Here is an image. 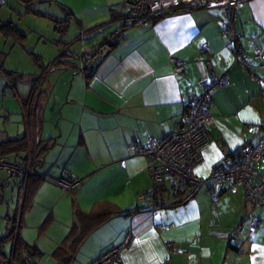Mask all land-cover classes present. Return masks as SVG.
I'll use <instances>...</instances> for the list:
<instances>
[{
    "label": "crops",
    "instance_id": "obj_1",
    "mask_svg": "<svg viewBox=\"0 0 264 264\" xmlns=\"http://www.w3.org/2000/svg\"><path fill=\"white\" fill-rule=\"evenodd\" d=\"M60 2L63 11L68 9L73 14L67 17L79 26L74 40L92 38L82 44L71 42L50 76L47 70L40 73L43 78L35 90L34 114L30 119L20 100L29 95L38 74L30 76L26 92L17 91L19 80L11 89L20 107L22 126L16 128L14 137L7 139L25 135L27 142L31 141L27 150L35 137L51 140L41 164L35 167L42 180L23 211L18 212L20 225L15 229L19 239L35 245L38 254L34 257L40 264L48 260L59 264L52 253L63 242L68 250L71 243H76L69 264H86L121 242L128 231L133 239L121 252L123 264H264V204L255 207L239 188L218 192L212 198L211 188L203 185L189 201L176 203L185 191L184 186L174 190L166 182L157 192L165 205L151 209L149 203L137 198L151 187L152 181L146 158L133 154L130 146H144L150 137L158 138L174 129L189 97L201 91L198 80L210 69L226 74L229 84L211 92L210 141L193 172L207 176L226 154L243 144H254L261 137L264 84L253 80L252 72L236 63L229 36L221 32L223 8H185L165 13L153 22L130 25L123 38L116 40L92 69L83 57H90L103 36L121 26L127 5L117 0L100 4L98 0ZM112 10L116 21L98 30L85 31L110 20ZM235 26L237 46L251 56L254 49L264 51V0L245 2L236 14ZM204 45L210 54L201 53ZM75 50L80 51L81 61L76 59ZM170 55L184 62L181 73H174ZM0 63L3 67L2 60ZM250 66L264 80L259 60L251 58ZM4 112L3 127L7 128L9 111ZM257 170L264 173V163ZM64 171L81 179L74 192H63L56 183ZM1 189L3 200L14 206L11 215H4L7 225L11 224L6 225L8 237L17 219L16 180ZM38 199L49 207L34 223L38 235L29 239L21 234L23 217H29L33 203H40ZM102 202L121 210L136 206L139 209L112 214L96 225L76 220V208L87 213ZM251 217L259 222L255 230L248 228ZM25 222L32 221L28 218ZM239 223L243 229L230 240V233ZM160 224L173 226L163 229ZM7 239L11 249L14 235Z\"/></svg>",
    "mask_w": 264,
    "mask_h": 264
},
{
    "label": "built area",
    "instance_id": "obj_2",
    "mask_svg": "<svg viewBox=\"0 0 264 264\" xmlns=\"http://www.w3.org/2000/svg\"><path fill=\"white\" fill-rule=\"evenodd\" d=\"M248 0H124L127 5V20L135 25L150 22L165 14L168 10L183 8L209 9L222 7L224 16L221 20V32L228 35L230 48L234 49L235 61L242 68L250 70L251 78L259 84L264 80L251 70V58L259 60V69H264V51L254 49L252 56L236 44L237 30L235 26L236 14ZM126 27L113 29L107 38H102L94 53L90 57H83L88 67L95 68L97 64L110 51L111 43L123 38ZM208 46L202 47L201 53L210 54ZM169 61L173 65V71L179 74L184 69V62L172 55ZM0 75H2L0 71ZM263 82V83H262ZM229 80L226 74H217L213 69L198 80L201 88L200 93L189 97L188 105L182 118L171 131L164 133L158 138L150 137L145 145L133 143L130 149L135 155H142L146 158L147 170L152 184L147 190L140 192L138 200L149 203L154 209V198L156 192L169 182L171 188L178 190L184 186V193L179 202L189 201L203 185L211 188V196L214 198L218 192L235 190L239 188L245 199L251 201L255 207L264 204V173L256 168L264 158V124L259 140L254 144H243L232 153L226 154L217 163L207 176H200L193 172L194 168L202 161L203 149L210 141V126L213 124V117L210 111L211 92L218 86H226ZM264 93V88H263ZM38 137L33 142H38ZM30 141V140H29ZM31 142V141H30ZM29 142V143H30ZM28 143V144H29ZM30 162V148L25 158L14 160L7 156H0V171L5 177L0 180V202L2 198V187L9 185L14 179L18 189V204L21 206L27 178L35 172ZM59 188L66 193L74 192L81 184V179L73 173L64 171L57 179ZM2 186V187H1ZM18 222L16 223V226ZM163 229L173 224H160ZM259 227L257 219L248 218V228L255 230ZM243 229L239 223L230 233L229 238L233 240ZM17 233V229L8 237L0 239V264H40V262L26 250H22L18 256L14 252V243L6 253L4 241ZM133 239L130 231L126 232L118 244L92 258L86 264H123L121 252L128 247ZM171 264V263H167Z\"/></svg>",
    "mask_w": 264,
    "mask_h": 264
},
{
    "label": "rangeland",
    "instance_id": "obj_3",
    "mask_svg": "<svg viewBox=\"0 0 264 264\" xmlns=\"http://www.w3.org/2000/svg\"><path fill=\"white\" fill-rule=\"evenodd\" d=\"M36 9L42 12H46L49 15H53V18L60 20L61 27L67 25L64 31H58L55 28L56 22L49 16H42L31 12H26L24 0H0V23L10 21L15 25L20 32L25 35V41L23 45L14 43L10 37H4L0 33V60H2L3 67L6 70H13L18 73H23L24 77L17 83V91L24 93L29 86V79L32 74L44 73L47 70V75L50 76L51 71L58 65H50L49 61H53L58 58L60 54L68 52L67 45L71 42V45L75 43L82 44L83 38L80 40H74L79 33V26L72 17L70 10L61 9V0H37ZM70 1V0H66ZM97 4L104 2V0H98ZM124 3V0H117ZM64 3V2H63ZM128 8V7H127ZM70 12V14H68ZM66 18V20H64ZM64 24V25H63ZM60 27V28H61ZM81 30L83 28H80ZM86 31V30H85ZM88 36V35H87ZM92 36L85 37V40H89ZM84 40V41H85ZM74 46H72L73 48ZM80 54L79 50H75ZM38 55L43 62V67H39L33 59V55ZM64 55H61L62 58ZM81 61V60H80ZM49 71V74H48ZM45 75V74H44ZM46 75V76H47ZM19 104L16 97L13 95L11 88L6 84V80L0 75V140L7 139V137H14L17 133L16 128H20L21 116L19 114ZM5 110L9 111L8 121L5 122L7 128L3 127ZM261 163H264V158L256 163L257 168H261ZM0 178L3 179L5 174L0 171ZM38 202L40 200L38 199ZM7 200L0 202V239L7 233V216L12 214L13 204ZM32 209L28 212L29 217L25 214L23 217V224L21 226V234L26 235L29 239H34L38 232L36 231L35 222L47 213L49 204L44 201L40 203H33ZM7 208L9 210L7 211ZM20 205L18 204L17 210L14 211V215H17ZM26 211V210H25ZM30 218L31 224L25 222ZM11 226L8 224L7 226ZM12 228L16 227V222L13 223ZM41 234V233H40ZM39 234V235H40ZM11 242L9 240L4 241V248L9 250ZM6 246V247H5ZM44 264H52V261L48 260Z\"/></svg>",
    "mask_w": 264,
    "mask_h": 264
},
{
    "label": "trees",
    "instance_id": "obj_4",
    "mask_svg": "<svg viewBox=\"0 0 264 264\" xmlns=\"http://www.w3.org/2000/svg\"><path fill=\"white\" fill-rule=\"evenodd\" d=\"M24 3H25L26 12H31L34 14L51 17L56 22L55 28L56 29L59 28L58 31H64L65 27H67V25H64V24H63L64 26L61 27L60 20L53 18L52 15H49L47 13L40 11V10H37L35 7L36 3H39L37 0H24ZM181 9H185V8L177 7V8L168 10L165 13H169L172 11L175 12V11L181 10ZM158 18H155V19L150 20V21L151 22L156 21ZM116 19L117 18L115 16V13L112 10V16H111L110 20L96 24V25L86 29V32L98 30L101 27H103L104 25H107L110 22L116 21ZM127 21H128L127 20V13H125L122 16V24L119 27H126L127 28L128 27V26H126ZM143 24H145V23H143ZM133 25H135V24H133ZM0 32L5 37L12 38L14 42H16L20 45H23V43L25 41V35L22 32H20L18 30V28L15 25H13L10 21L0 24ZM109 34H110V32H109ZM107 36H103V38L106 39ZM114 43L115 42H112L111 46ZM61 55H63V54H60V56ZM33 56H34L33 57L34 62L39 67L42 68L43 63L40 60V57L36 54ZM60 56L58 58L54 59L53 61L49 62L50 65H58L59 62L61 61ZM92 69H94V68L92 67ZM0 71L3 75V77L5 78L7 84L10 86V88L12 90H14V85L16 84V82L24 77L23 73H18L16 71H10V70L4 69L1 65V63H0ZM42 78L43 77L41 76V74L34 77L33 82H32V88H31L29 95L20 100L21 107H22L23 111L26 113V115L29 117V119L34 114V109H33L32 104H33L34 99L36 98L35 90H36V87L38 86V84L41 82ZM50 145H51L50 139H39L38 142H33V145L30 148V162H31V166L33 168H35L36 166L41 164L42 157ZM27 146H28V142H27V137L25 135L20 136V137H15L12 139H6L3 141H0V156H7V157L13 156L14 160H21V159L25 158L26 154H24V153L27 151ZM41 180H42V175L37 173L36 170L33 174H30L28 176L26 186H25L24 195H23L22 204H21V207L19 209L20 212H22L23 209L25 208L26 202H28L29 198L31 197V194L33 193V190L36 188V186L40 183ZM180 191H181V189L178 192H180ZM154 202H155L154 203L155 207H158V206L161 207V206L165 205L163 199L161 197L159 198V195H157V192H156V195L154 198ZM178 202L179 201H176V203H178ZM150 207H151V205H150ZM138 209H139V206H136L133 208H128L125 210H121V209H118L115 206L111 205L110 203L102 202V203L96 204L87 213L82 212L80 209L76 208L74 210V215H75L76 220L84 219V220L91 222L94 225H96V224H99V223H102L103 221H105L106 218H108L112 214H127V213L135 212ZM20 214H19V217H20ZM17 222L18 221H16V223ZM19 225H20V223L17 226L19 227ZM15 230H16L15 228H12L11 230H9L8 235H11L13 232H15ZM14 241H15L14 252H15V255L17 258H18L19 254L22 250H26L32 256H34L35 254H38V250L36 249L35 245H29V244L23 243L19 239V237L17 236V233L14 236ZM66 246L67 245L65 244V242H63L52 253V255L58 260L59 264H69V262L71 261L72 254H73L74 249H75L74 246H76V243L75 242L71 243L69 250L66 249Z\"/></svg>",
    "mask_w": 264,
    "mask_h": 264
},
{
    "label": "water",
    "instance_id": "obj_5",
    "mask_svg": "<svg viewBox=\"0 0 264 264\" xmlns=\"http://www.w3.org/2000/svg\"><path fill=\"white\" fill-rule=\"evenodd\" d=\"M130 25H133V22H131V21H127V22H126V26H130Z\"/></svg>",
    "mask_w": 264,
    "mask_h": 264
}]
</instances>
